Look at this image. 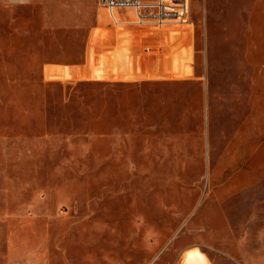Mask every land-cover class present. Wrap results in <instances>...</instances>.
<instances>
[{
    "label": "rangeland",
    "instance_id": "374dc122",
    "mask_svg": "<svg viewBox=\"0 0 264 264\" xmlns=\"http://www.w3.org/2000/svg\"><path fill=\"white\" fill-rule=\"evenodd\" d=\"M15 1L0 0V264H264V175L242 191L210 177L209 146L248 109L228 52L243 43L222 38L245 0L92 33L45 13L85 20L93 0L44 16Z\"/></svg>",
    "mask_w": 264,
    "mask_h": 264
},
{
    "label": "crops",
    "instance_id": "0c3cea01",
    "mask_svg": "<svg viewBox=\"0 0 264 264\" xmlns=\"http://www.w3.org/2000/svg\"><path fill=\"white\" fill-rule=\"evenodd\" d=\"M47 1L50 0H25L19 6L11 4L10 7L12 9L39 8L41 16L42 14L44 16V8L41 5L44 6ZM227 2L226 7L229 13L235 10V18L233 20L229 18L226 23H222V30L226 32V35L222 34V38L225 37L230 43L232 39L242 41L243 46H230L228 52L239 57V62L233 65L237 67L238 73L236 76L238 79L235 82L242 84L244 81V86H248L250 94L247 111L242 113L239 117L240 121L231 127L228 137L221 144L223 146L219 145V149L209 146L210 151L215 152L210 156V177L213 184L219 187V191L226 188L230 191H242L258 181L259 176L264 175V0ZM51 3H53L52 0ZM93 3V9L90 12L92 16L85 20L63 18L56 12L59 8H55L57 9L55 12L45 13L46 24L53 29H71L74 33L86 30L92 33L95 29L115 27L109 10L99 0H93ZM0 5L4 6L7 3L1 2ZM60 5L57 4L58 7ZM123 11L125 10L116 11L117 17L122 21L132 22L136 18L134 11L128 10L133 17L130 20L123 19L121 16ZM136 26L122 25L123 28ZM116 38L118 37H113L115 41H117ZM119 39L124 38L122 36ZM261 156L262 161L259 163Z\"/></svg>",
    "mask_w": 264,
    "mask_h": 264
},
{
    "label": "built area",
    "instance_id": "2783aa9c",
    "mask_svg": "<svg viewBox=\"0 0 264 264\" xmlns=\"http://www.w3.org/2000/svg\"><path fill=\"white\" fill-rule=\"evenodd\" d=\"M110 13L114 26L124 24L163 26L167 22H189L190 0H100ZM118 10H132L136 18L124 22L117 17Z\"/></svg>",
    "mask_w": 264,
    "mask_h": 264
},
{
    "label": "water",
    "instance_id": "95a60500",
    "mask_svg": "<svg viewBox=\"0 0 264 264\" xmlns=\"http://www.w3.org/2000/svg\"><path fill=\"white\" fill-rule=\"evenodd\" d=\"M15 1V0H14ZM15 2H21L20 0H17V1H15Z\"/></svg>",
    "mask_w": 264,
    "mask_h": 264
}]
</instances>
